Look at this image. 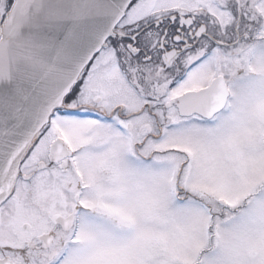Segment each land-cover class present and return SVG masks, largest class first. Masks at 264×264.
<instances>
[{
	"label": "snow or ice",
	"instance_id": "snow-or-ice-1",
	"mask_svg": "<svg viewBox=\"0 0 264 264\" xmlns=\"http://www.w3.org/2000/svg\"><path fill=\"white\" fill-rule=\"evenodd\" d=\"M0 264H264V0H0Z\"/></svg>",
	"mask_w": 264,
	"mask_h": 264
}]
</instances>
